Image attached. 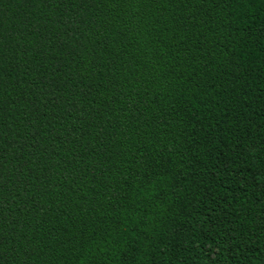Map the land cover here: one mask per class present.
Instances as JSON below:
<instances>
[{
	"label": "trees",
	"instance_id": "1",
	"mask_svg": "<svg viewBox=\"0 0 264 264\" xmlns=\"http://www.w3.org/2000/svg\"><path fill=\"white\" fill-rule=\"evenodd\" d=\"M0 264H264V0H0Z\"/></svg>",
	"mask_w": 264,
	"mask_h": 264
}]
</instances>
